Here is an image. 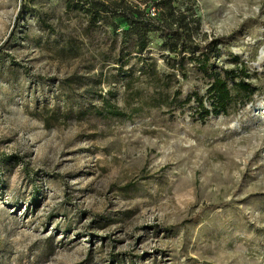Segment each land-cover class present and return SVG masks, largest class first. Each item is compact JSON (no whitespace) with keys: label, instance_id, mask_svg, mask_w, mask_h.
<instances>
[{"label":"rangeland","instance_id":"rangeland-1","mask_svg":"<svg viewBox=\"0 0 264 264\" xmlns=\"http://www.w3.org/2000/svg\"><path fill=\"white\" fill-rule=\"evenodd\" d=\"M67 2L0 0V264H264V26L234 34L264 22V0H173L197 43L233 35L217 62L261 89L245 101L228 80L227 112L205 118L195 99L149 102L196 92L211 111L201 53L178 70L157 33L138 56L125 20L88 29Z\"/></svg>","mask_w":264,"mask_h":264},{"label":"trees","instance_id":"trees-1","mask_svg":"<svg viewBox=\"0 0 264 264\" xmlns=\"http://www.w3.org/2000/svg\"><path fill=\"white\" fill-rule=\"evenodd\" d=\"M145 2V8L141 9L139 6L132 3L130 0H68L66 9L69 11L76 10L82 12L88 19V29L99 26L102 23H109L113 19L125 20L129 28L123 30L121 35H128L131 38L133 46L138 56H142L148 49L151 43V35L160 33L170 43H175L176 53H178L179 59L176 63L178 70H182V66L185 60V54L190 53L196 55L201 53L202 57L199 59V66L203 72L210 73L213 81L208 90L209 98H212V110L207 109L203 100L195 92L193 96L186 99L184 102L179 101V94L175 92L172 96L166 94L164 90H161L160 98L155 95L150 97V104L154 108L168 105L169 107L175 106L177 103L180 105H187L191 102V99H195L201 111V115L205 118L212 115H220V113H226L227 108L233 101V94L231 89L228 87V80L234 82L233 89L237 91V94L244 96L245 101L251 99V97L261 89L255 87L249 82L250 75L248 71L238 66L224 69L223 66L217 62V55L219 53L218 46L220 44H226L233 35L222 36L215 38L205 43H197L193 38L192 25L194 24V14L186 15L179 11L176 12L173 7V0H143ZM166 7V10L163 9ZM155 16L152 17L148 12L150 9H155ZM24 20V19H21ZM172 22L176 23V27H173ZM249 22H259L264 26V22H260L259 18L251 19L247 18L241 26L235 31L234 34L238 33L245 24ZM11 37V36H9ZM73 53L80 56V49L74 48ZM67 50V48H64ZM126 57H122L121 62L125 61ZM127 62V61H125ZM124 62V63H125ZM122 68V67H121ZM225 74V78L222 77L221 72ZM149 76L155 82H161L156 71L149 70ZM237 81V82H236ZM63 83L69 87H73L75 81L73 79H65ZM131 86V85H130ZM168 88V87H167ZM132 97L134 101H139V105L132 108V111L139 110L142 104V91L139 89L133 90ZM103 98V97H101ZM68 100L70 97L68 95ZM104 100V99H103ZM96 115L102 117L104 115L114 118H124L126 113L120 108L110 103H104V110L101 108L95 109ZM47 125L50 122H59L57 116H47L45 119ZM17 158V157H14Z\"/></svg>","mask_w":264,"mask_h":264}]
</instances>
